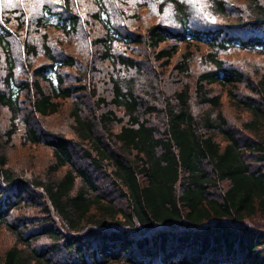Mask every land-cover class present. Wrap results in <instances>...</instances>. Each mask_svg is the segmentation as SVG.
Instances as JSON below:
<instances>
[{
    "label": "trees",
    "instance_id": "1",
    "mask_svg": "<svg viewBox=\"0 0 264 264\" xmlns=\"http://www.w3.org/2000/svg\"><path fill=\"white\" fill-rule=\"evenodd\" d=\"M254 219L264 0H0V264H264Z\"/></svg>",
    "mask_w": 264,
    "mask_h": 264
},
{
    "label": "rangeland",
    "instance_id": "2",
    "mask_svg": "<svg viewBox=\"0 0 264 264\" xmlns=\"http://www.w3.org/2000/svg\"><path fill=\"white\" fill-rule=\"evenodd\" d=\"M242 57H243V59L244 58H247L246 55H243V56L242 55H239V59L242 58ZM194 69H195V71H198L199 70L197 68V64L195 65V68ZM212 90L213 91L214 90H218V88L215 87ZM220 111L223 114V116L228 119L229 122L236 123L237 125L239 124V121L240 120H242L244 117L247 116L246 113L240 112L237 109L233 108L227 101H225V99H223V101H221ZM216 136H217V140H220L221 139L220 136H218V135H216ZM36 210H39V209H36ZM33 211H34L33 212V214H34L33 216H35V217L37 216V217H36V221H32V225L30 227L37 226L36 223H38L39 221H42V219H40V218H42L41 217L42 216V213H39V212H36L35 213V209H33ZM54 216H56V215H54ZM55 220L59 224V226H60L61 229L65 230V231H68V228L65 226V224L61 221L60 218H56ZM8 221L9 222H13L14 219L13 218H8ZM253 221H254V224L255 225H260L261 227L264 226V220L263 219L262 220H260V219H254ZM35 245L39 249L40 248H43V246L40 243H38V242L35 243ZM58 252H57L56 256L52 255V257L55 260H57L56 257L58 256Z\"/></svg>",
    "mask_w": 264,
    "mask_h": 264
}]
</instances>
